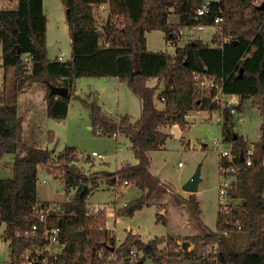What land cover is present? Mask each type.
Returning a JSON list of instances; mask_svg holds the SVG:
<instances>
[{
  "label": "trees",
  "instance_id": "16d2710c",
  "mask_svg": "<svg viewBox=\"0 0 264 264\" xmlns=\"http://www.w3.org/2000/svg\"><path fill=\"white\" fill-rule=\"evenodd\" d=\"M60 1L65 8L71 47V58L66 61L47 56L43 0H15L13 7L0 8V61L4 69L0 162L5 155H14L12 177L0 179V228L5 226L2 239L8 242L9 264H20L24 251L41 245L40 227L36 234L30 232L33 225L40 223L33 213L39 202L40 169L56 176L68 190H75L69 200L58 204L59 210L49 219L50 225L62 230L66 248L48 264H129L128 253L133 248L145 257L142 260L141 256L135 264H264V9H259L264 0H212L208 13L197 19L196 10L205 0ZM101 6H106L108 13L100 22ZM171 14L177 16L175 23L169 19ZM216 17H222L223 22L222 29L212 37L216 43L213 46L201 39L183 43L177 35L179 28L191 23L214 27ZM153 30L164 33L166 44L169 40L175 42L173 53L147 50L146 34ZM27 55L31 57L29 62L24 60ZM135 55L138 74L134 73ZM8 70H12L9 82ZM203 75L223 85L224 92L237 95L238 103L222 107L220 101L214 100L217 89L202 86ZM81 77H115L124 81L141 104L140 117L131 121L128 115L105 114L97 92L87 95L92 132L125 135L136 159L134 164L123 163L104 174L109 186L125 183V187L134 185L139 189V196L124 203L115 211V217L133 216L154 198L167 193V186L151 173L148 155L166 142L168 134L163 132V126L179 125L183 129L188 124L186 116L194 111L220 113L221 139L232 158L219 160L220 176L230 178L226 187L229 202L218 204L214 233L190 236L180 246L171 236L144 241L140 234L127 231L122 242L117 243L114 230L107 226L106 212H87L85 200L92 189L81 192L94 178L76 165L75 148L66 147L51 162L49 149L23 140L24 117L17 107L19 94L41 82L46 90L47 117L64 119L71 89ZM150 78L163 81L157 95L158 85L146 83ZM51 86L69 89L68 96L51 94ZM246 99L251 100L262 118L261 137L252 143L250 164L246 163L249 143L235 131L234 115L243 112ZM187 201L189 214L199 221L195 194H189ZM182 202L178 200V204ZM156 218L166 220L163 213Z\"/></svg>",
  "mask_w": 264,
  "mask_h": 264
},
{
  "label": "rangeland",
  "instance_id": "374dc122",
  "mask_svg": "<svg viewBox=\"0 0 264 264\" xmlns=\"http://www.w3.org/2000/svg\"><path fill=\"white\" fill-rule=\"evenodd\" d=\"M255 3L259 4L260 1ZM14 5L15 0H0V8H11ZM44 11L49 18L47 56L49 59H55L62 54V58L66 59L70 56V39L65 8L60 0H44ZM107 13L106 6L99 8L100 22ZM169 19L175 23L177 16L171 14ZM221 23L214 27H206L203 31L196 32L192 37L182 41L184 43L191 39H201L204 43L213 46L216 43L212 41V37L222 29ZM146 48L152 52L173 53L170 47H166L164 33L160 30H153L146 34ZM11 75L12 70L6 71L7 82ZM3 76L4 69L0 61V83L2 82L0 91ZM154 79H147L146 83L148 86L158 85L157 95L162 89L163 81H157V79L154 81ZM75 87L76 91L69 98L68 114L60 120L47 117L44 100L46 90L41 82H36L19 94L17 107L18 113L24 117L23 140L29 145L49 149L51 162L55 161L66 147L75 148L78 155L76 165L91 179L94 178L88 184L92 191L86 197V206L105 204L114 206V210H118L124 203L136 198L139 195V189L134 185L123 188L124 183L116 187L109 186L104 174L116 170L123 163L134 164L136 159L131 150L130 141L125 135L118 134L114 137L99 131L92 132L89 106L86 103L87 95L91 91L97 92L99 103L105 114L113 117L128 115L131 121H136L140 117V100L126 82L119 81L115 77H81L76 79ZM230 94L223 91L225 98ZM155 102L157 106H161L158 100L155 99ZM243 106L244 110L241 114H234L235 131L243 135L248 143L257 142L261 137L259 126L262 118L256 108L251 105L250 99L244 100ZM186 119L188 124L183 129L179 125L163 126V132L168 134L166 142L159 149L148 153L149 169L167 186V193L154 198L149 206L137 210L133 216L117 217V221L114 217L108 216L107 226L114 230L117 243L122 242L127 231L140 234L144 241L155 236H171L177 239V244L180 246L188 242L187 239L190 236L215 232L218 204L222 201L219 186L224 179L220 176L219 170L220 150L226 149L221 139V115L215 111L201 110L191 112ZM216 139H219L220 147L216 145ZM92 151L103 155V159L91 157ZM19 154L21 155L22 152ZM13 158V154H8L1 160L0 179L12 177ZM198 167L200 181L197 191L195 193L183 191V184ZM227 180L230 181V178ZM58 185L63 187L56 190ZM66 188V185L56 176L47 173L45 169L39 170L38 200L48 199L57 204L67 201L73 196L75 190ZM189 194H195L200 210L199 221L189 214L190 205L187 201ZM178 200L184 202L178 204ZM224 202L229 201L225 198ZM161 206L164 207L163 210ZM158 213H165V222L157 220ZM4 230L3 225L0 228V264H9L8 242L2 239ZM192 247L190 245L189 249ZM145 264L151 263L147 261Z\"/></svg>",
  "mask_w": 264,
  "mask_h": 264
},
{
  "label": "built area",
  "instance_id": "2783aa9c",
  "mask_svg": "<svg viewBox=\"0 0 264 264\" xmlns=\"http://www.w3.org/2000/svg\"><path fill=\"white\" fill-rule=\"evenodd\" d=\"M210 2L211 0H205L201 6H199L196 10L195 18H200L208 13L210 8ZM223 21L222 17H216L214 19V23L219 24ZM206 28L205 24L202 23H191L189 25L183 26L178 29L177 35L182 38H190L192 37L194 33L201 32ZM105 46H107V43H104ZM175 42L172 40H169L166 44V47H170L172 50L175 49ZM31 59L30 56H25L24 60L29 62ZM58 60H62V54L58 56ZM203 87H210L214 86L217 89V93L214 96V100L220 101L222 107L230 106L233 104L238 103V97L237 95L230 94V98L223 97V85H218L214 82L213 77H209L206 75H203V81H202ZM231 113H235V110L231 109ZM114 137L116 135L114 134ZM215 143L218 147L221 146L219 143V139L215 140ZM253 153V147L252 143H249L248 150L246 152L247 155V164L251 163L250 156ZM91 157H97L99 159H103V155L97 153L96 151H92L90 153ZM228 158L231 159L232 155L229 153L228 149H221L220 150V158ZM46 183V181L44 180ZM229 185V181L227 179H223L222 184L219 186V195L221 196L220 203L224 204L225 198H226V187ZM125 187V183L123 185V188ZM87 207V212L94 214L99 211H105L106 216H112L115 218V221H117V217H115V211L114 206H108L105 204L102 205H95L93 207ZM123 205L121 206V208ZM60 206L57 203H54L52 201H39L33 208L34 215L39 220V225L35 224L31 228V234H36L38 232V229L40 227V239H41V245L35 247L31 250H26L20 255V264H48L49 261L53 258H56L59 254H61L64 249L66 248V243L61 239L62 237V230L57 226L50 225L49 219L54 216V214L59 210ZM114 211V212H113ZM142 256V254L137 251L136 249H131L128 253V263L129 264H135L136 261Z\"/></svg>",
  "mask_w": 264,
  "mask_h": 264
},
{
  "label": "water",
  "instance_id": "95a60500",
  "mask_svg": "<svg viewBox=\"0 0 264 264\" xmlns=\"http://www.w3.org/2000/svg\"><path fill=\"white\" fill-rule=\"evenodd\" d=\"M259 9H264V1L263 3L259 6ZM68 12V10H66ZM140 72L139 68V62H138V57L135 55L134 57V73L138 74ZM243 69L240 70L239 76H242ZM76 87L73 86L71 89V92H75ZM50 93L55 94L58 96L62 97H67L69 94V89L65 87H56V86H51L50 88ZM200 181V176H199V167L196 169V171L193 173V175L183 184L182 190L187 192V193H195L198 189V183ZM63 185H58L56 189H61ZM88 186L84 185L81 194H83L87 190ZM142 260H145V257L142 256Z\"/></svg>",
  "mask_w": 264,
  "mask_h": 264
},
{
  "label": "crops",
  "instance_id": "0c3cea01",
  "mask_svg": "<svg viewBox=\"0 0 264 264\" xmlns=\"http://www.w3.org/2000/svg\"><path fill=\"white\" fill-rule=\"evenodd\" d=\"M100 8H104V6H101ZM43 11H44V0H43ZM44 13H45V11H44ZM45 15H46V13H45ZM46 17H47V15H46ZM48 23H49V18L47 17V27H46V40H47V38H48ZM69 37V36H68ZM70 52H71V47H70ZM61 55V54H60ZM59 56V55H58ZM58 56H56L55 58H57ZM71 58V53H70V56L68 57V58H66V59H63L62 58V60L61 61H66V60H69ZM53 59V58H52ZM154 81H156V79H154ZM2 83V82H1ZM0 83V84H1ZM156 85V84H155ZM151 86V85H150ZM72 93H74V92H72ZM238 97V96H237ZM116 137H117V135H116ZM252 143V142H251ZM3 159V158H2ZM115 171V170H114ZM57 190V189H56ZM59 190V189H58ZM139 196V195H138ZM137 196V197H138ZM39 201H41V200H39ZM43 201H49L48 199H45V200H43ZM161 210H163V209H161ZM160 210V211H161ZM165 214V213H164Z\"/></svg>",
  "mask_w": 264,
  "mask_h": 264
}]
</instances>
